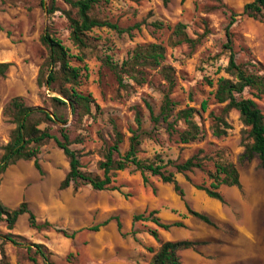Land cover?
Instances as JSON below:
<instances>
[{
  "label": "rangeland",
  "instance_id": "1",
  "mask_svg": "<svg viewBox=\"0 0 264 264\" xmlns=\"http://www.w3.org/2000/svg\"><path fill=\"white\" fill-rule=\"evenodd\" d=\"M253 0H102L94 10L98 18L109 20L122 28L135 27L131 34H119L104 28L89 33V46L77 48L70 39V24L66 12L76 10L58 0L57 11L49 12V0H0V62L10 63L7 74L0 77V157L3 147L10 141L15 124L4 113L7 104L15 97H23L27 105L46 106L51 109L48 88L40 87L38 78L48 52L41 42L47 32L60 38L70 50L72 64L82 69L79 91L91 95L100 109L80 123H68L71 146L80 158L82 169L103 176L100 161L112 145L113 123L125 135L120 146L124 155L129 147L131 130L138 128L137 112L141 113L143 138L138 156L154 159L161 155L177 163L198 155L202 169L186 174L168 170L185 191L182 198L174 185L165 183L159 176L143 175L133 166L113 175L112 186L98 191L91 185L71 184L61 189V183L70 171L69 159L54 141L43 146L38 156L40 173L34 160H21L0 174V204L10 209L23 201L40 223L49 222V229L37 230L30 226L29 216L19 218L14 229L0 220L1 233H13L29 242L44 244L58 264H149L160 244L150 230L157 226L151 221H138L133 217L153 210L165 223L180 221L184 227L169 231L159 229L163 241L193 240L202 242L196 249L180 252L183 264H264V169L259 158L241 163L246 130L237 110H230L225 119L229 123L227 135L213 134V116L223 114L225 104L216 101V82L227 76L231 52L225 48L227 27L231 13L238 14L231 27L233 52L241 64H254L256 72L264 75V21L243 14L244 6ZM155 23H163L162 27ZM178 23L186 26L195 45L183 43L173 47L171 40ZM151 43L166 47L165 63L175 70L176 85L172 98L177 102L175 113L193 107L198 114L195 120L205 131L201 141L183 144L179 133L186 129L183 121L175 124V132L167 131L162 124L154 130L150 105L159 113L167 83L158 70H148L147 82L142 86L125 78L128 88H122L115 72L107 64H122L137 45ZM251 68L250 66H248ZM247 90L245 98H254L264 113V95L255 98ZM61 97V96H59ZM208 102L206 111L202 103ZM176 117V116H175ZM172 118V121L176 118ZM58 126L53 132L59 135ZM116 158L119 154L116 153ZM234 162L240 172L242 188L221 187L225 202L221 203L197 189L196 185H210L207 173L215 162ZM186 205L207 215L214 225L206 224L188 214ZM118 220L122 230L118 228ZM101 225L98 231L92 227ZM73 233L66 237L60 231ZM0 264H45L41 258L34 262L28 250L0 239Z\"/></svg>",
  "mask_w": 264,
  "mask_h": 264
},
{
  "label": "trees",
  "instance_id": "2",
  "mask_svg": "<svg viewBox=\"0 0 264 264\" xmlns=\"http://www.w3.org/2000/svg\"><path fill=\"white\" fill-rule=\"evenodd\" d=\"M58 0H49V12L57 11L56 3ZM76 10L75 14L66 12L70 24V39L73 44L84 49L89 46V33L95 28L107 27L119 34H131L134 28H140V25L130 28H122L109 20L98 18L94 15V10L102 0H63ZM187 0H182L186 2ZM164 5H168L169 0H162ZM44 4V0H42ZM243 14L255 19L264 21V0H253L244 6ZM238 14L231 13V19L227 27V43L230 59L225 72L227 76H221L216 82L209 80V84L215 87L214 96L218 103L225 104L223 114L213 116L214 124L212 126L213 134L216 137L227 135L230 128L225 119V115L230 110H237L240 119L246 130V143L244 153L239 161L244 163L251 161L255 157L259 158L261 167L264 169V113L254 98H245L243 94L249 90L253 92L255 98H261L264 95V75L256 72V66L252 63L246 65L238 63L236 55L233 52L231 27L235 24ZM155 26L162 27L163 23H155ZM186 26L178 23L173 31L171 44L173 47L183 43L195 45L196 41L189 37L186 32ZM41 42L47 49L48 55L41 66L38 84L40 87L48 88L51 95V109L44 106L27 105L23 97L13 98L5 107V115L9 117L15 128L11 133L10 141L3 147V154L0 157V174L21 160H34L36 169L42 173L38 156L43 146L48 142L54 141L56 145L64 152L69 159L70 171L61 183V189L69 187L71 184L76 186L85 183L92 186L93 189L102 191L108 188L117 189L112 186L113 174L117 171H124L133 166L140 171L147 182V174L159 176L163 182L174 185L175 191L184 198L185 191L179 184L176 174L168 170L174 167L177 173L186 174L194 169H202L203 161L195 155L185 162L177 163L172 159H164L157 155L154 159H141L138 154L140 147L149 132L143 130L142 116L140 112L136 114L138 128L131 130L129 137V147L124 155L121 154L120 146L125 140V135L119 127L113 123L112 145H109L103 160L99 163V168L103 171V176L94 175L83 171L78 153L71 148L73 141L70 137V127L68 123L71 118L73 124L80 123L89 115L93 114V108L99 110V105L91 95H86L79 91L82 77V69L72 64V54L63 41L53 33L47 32L41 37ZM166 47L162 44L151 43L146 45H137L130 53L129 57L122 64L113 63L108 58L107 64L115 72L119 84L122 88H128L129 84L125 78L133 81L136 85L142 86L147 82L148 70L156 69L167 83L164 91L159 113L155 114L153 108L148 105L151 113V120L154 124V130H157L162 124L166 125L167 131L175 132V124L183 121L186 129L179 133L180 142L189 144L201 141L205 138V131L195 120L197 110L193 107L180 109L177 113V102L172 98L176 85L175 70L171 65L165 63ZM11 64L0 62V77L7 74ZM250 66L251 68H249ZM208 102L202 103V110L206 111ZM176 116V117H175ZM174 121H172V118ZM58 126L59 135L53 132V128ZM119 154V158L115 155ZM210 185H196L199 190L204 191L208 197L221 203L225 202L220 189L223 186L242 188L240 172L234 162L217 160L213 171L207 173ZM188 214L194 216L209 225H214L212 220L205 214L193 210L186 205ZM139 214L133 217V225L138 221H151L157 228L150 230L151 235L160 244L158 249H149L153 257L149 264H183L180 252L188 249H196L202 242L193 240L163 241L160 237L159 229L169 231L173 227H184L180 221L165 223L157 210ZM23 215L29 216L30 226L37 230L52 228L49 222L40 223L36 215L32 212L28 202L23 201L17 208L10 209L0 204V220L7 223L9 230L15 228L18 220ZM101 225L91 228L98 231ZM118 228L122 230V223L118 220ZM62 231L66 237L75 238L78 231L68 233ZM0 239L12 243L15 246L26 248L34 262L41 258L45 264H58L52 259V253L44 244L29 242L26 238L14 235L13 233H1Z\"/></svg>",
  "mask_w": 264,
  "mask_h": 264
}]
</instances>
